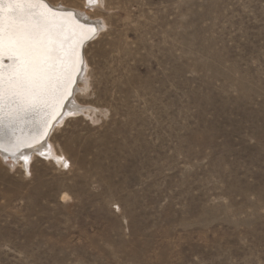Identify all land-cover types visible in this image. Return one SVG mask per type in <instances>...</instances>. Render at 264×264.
<instances>
[{
  "label": "rangeland",
  "instance_id": "rangeland-1",
  "mask_svg": "<svg viewBox=\"0 0 264 264\" xmlns=\"http://www.w3.org/2000/svg\"><path fill=\"white\" fill-rule=\"evenodd\" d=\"M51 1L108 25L68 164L0 156V264H264V0Z\"/></svg>",
  "mask_w": 264,
  "mask_h": 264
},
{
  "label": "snow or ice",
  "instance_id": "snow-or-ice-1",
  "mask_svg": "<svg viewBox=\"0 0 264 264\" xmlns=\"http://www.w3.org/2000/svg\"><path fill=\"white\" fill-rule=\"evenodd\" d=\"M36 7V0H9L6 8H0V55L6 54L11 61L6 73H0V110L7 107L9 127L22 117L58 104V94L62 96L71 81L69 69L79 58L76 45L63 47L65 22L72 20L73 14L62 16L52 9L37 12Z\"/></svg>",
  "mask_w": 264,
  "mask_h": 264
},
{
  "label": "bare ground",
  "instance_id": "bare-ground-1",
  "mask_svg": "<svg viewBox=\"0 0 264 264\" xmlns=\"http://www.w3.org/2000/svg\"><path fill=\"white\" fill-rule=\"evenodd\" d=\"M45 1L46 2L36 0L37 7L35 10L37 12H46L47 9H52L58 15L62 16H66L69 12L73 14V19L65 22L66 27L64 35L67 37V40L63 47L69 48L70 46L76 45L79 58L75 61L74 68L69 69L71 81L66 84L67 91L64 92L62 96L58 94V104L43 108L42 111L35 116L22 117L11 127L8 125L7 107L0 110V156L1 158H12L16 160L18 165L27 169L35 155L53 158L63 166L68 164L67 157L59 153L52 143V137L54 132L67 118L85 113V111L87 112L86 109H88V106L83 105L78 100V95L83 87H91L89 86L90 77L88 71L90 63L85 49L96 40L102 29L108 25L105 18L93 17L91 12L83 11V8L80 9V7L77 6H67L62 2L54 3L51 0ZM104 2L105 0H97L96 3H91L90 0H87V6L92 10L97 6L103 7ZM8 3L9 0H0V8H6ZM84 5L86 6V2ZM6 23L7 18L5 17V24ZM76 24L83 27L74 28ZM89 28L95 29V32H86L85 30ZM73 29L75 34H73ZM80 37L84 38L77 45V41ZM82 47L84 48V66H82V71L79 74L81 69ZM9 64H11V61L7 58V55H0V73H6ZM59 64L60 61H57L58 66ZM61 79H63V77H61ZM56 118L57 120L53 123Z\"/></svg>",
  "mask_w": 264,
  "mask_h": 264
},
{
  "label": "water",
  "instance_id": "water-1",
  "mask_svg": "<svg viewBox=\"0 0 264 264\" xmlns=\"http://www.w3.org/2000/svg\"><path fill=\"white\" fill-rule=\"evenodd\" d=\"M57 118H58V117H57ZM57 118H56V119H57ZM56 119H55V120H56ZM55 120L53 121V123L55 122ZM22 150H23V149H22Z\"/></svg>",
  "mask_w": 264,
  "mask_h": 264
}]
</instances>
